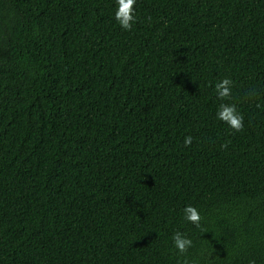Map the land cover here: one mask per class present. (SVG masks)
Returning <instances> with one entry per match:
<instances>
[{"label": "trees", "instance_id": "trees-1", "mask_svg": "<svg viewBox=\"0 0 264 264\" xmlns=\"http://www.w3.org/2000/svg\"><path fill=\"white\" fill-rule=\"evenodd\" d=\"M135 8L0 0V264H264V0Z\"/></svg>", "mask_w": 264, "mask_h": 264}, {"label": "clouds", "instance_id": "clouds-1", "mask_svg": "<svg viewBox=\"0 0 264 264\" xmlns=\"http://www.w3.org/2000/svg\"><path fill=\"white\" fill-rule=\"evenodd\" d=\"M137 0H115V10L113 13L114 20L118 23L121 29L131 30L136 23L137 14L135 5ZM232 80L223 78L215 84V92L221 101H226L232 95ZM216 118L234 131H241L244 127V117L238 111L234 103L221 102L216 112ZM192 137L188 136L184 140L185 146L189 145ZM183 219L191 224L201 226V213L199 209L191 204L185 205L182 209ZM172 243L177 252L183 254L192 246L191 238L182 231H176L172 235Z\"/></svg>", "mask_w": 264, "mask_h": 264}, {"label": "bare ground", "instance_id": "bare-ground-1", "mask_svg": "<svg viewBox=\"0 0 264 264\" xmlns=\"http://www.w3.org/2000/svg\"><path fill=\"white\" fill-rule=\"evenodd\" d=\"M17 209V208H16Z\"/></svg>", "mask_w": 264, "mask_h": 264}]
</instances>
